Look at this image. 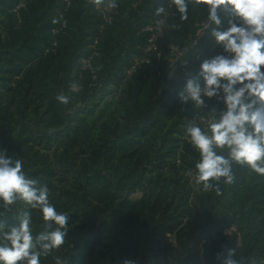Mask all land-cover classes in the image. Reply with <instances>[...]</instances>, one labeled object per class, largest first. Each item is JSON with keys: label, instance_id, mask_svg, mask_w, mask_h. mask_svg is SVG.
Instances as JSON below:
<instances>
[{"label": "trees", "instance_id": "trees-1", "mask_svg": "<svg viewBox=\"0 0 264 264\" xmlns=\"http://www.w3.org/2000/svg\"><path fill=\"white\" fill-rule=\"evenodd\" d=\"M167 1L115 0L107 24L110 0H71L67 27L54 37L63 0H27L19 12V0H0V149L21 159L26 177L47 185L49 202L70 217L65 242L41 253L40 264H222L228 248L240 264H264V175L232 162L231 184L221 178L205 190L196 182L201 157L186 126L198 115L219 120L223 90L201 106L179 96L203 60L224 54L211 32L226 30L230 13L218 10L221 25L184 52L185 74L169 68L168 47H187L208 9L189 3L182 21L174 6L162 58L129 74L147 45L143 28ZM90 58L92 70L84 69ZM59 94L70 102L61 104ZM254 99L245 94L246 103ZM213 150L229 158L227 146ZM25 213L34 239L59 227L19 198L0 202V245Z\"/></svg>", "mask_w": 264, "mask_h": 264}, {"label": "clouds", "instance_id": "clouds-1", "mask_svg": "<svg viewBox=\"0 0 264 264\" xmlns=\"http://www.w3.org/2000/svg\"><path fill=\"white\" fill-rule=\"evenodd\" d=\"M101 5L103 0H91ZM180 13V19L187 20L189 3L207 6V20L216 26L222 21L218 10L230 13L229 27L220 31L212 29V36L221 45L224 54L205 59L200 64L197 77L202 78L201 87L197 77L187 79L184 90L179 93L182 101L191 99L197 106L204 104L201 93L207 97L224 92L226 110L219 120L209 125L210 135L202 131L195 123L186 126V136L199 150L200 161L196 163V182L205 190L212 187L210 181L231 184L234 180L232 162L247 165L253 172L264 175V0H171ZM115 0H110L109 7L116 8ZM165 11L163 6L156 9V15ZM178 27V25H173ZM240 85L239 87H236ZM73 82L72 90H78ZM187 93V95H185ZM256 99L245 102V94ZM56 99L64 105L70 97L57 95ZM259 103V106H257ZM213 146L229 149V158L218 155ZM22 160L9 156L0 149V202L6 206L13 205L17 198L25 201L32 209H39L46 226L47 222L58 225L54 231L41 232L35 239L30 230V214L25 213L18 226H10L4 233L7 244L0 245V264H40L41 253L49 254L64 242L66 226L70 217L57 212L49 202L47 185L29 179L22 171ZM0 221V228H3ZM64 229V230H62ZM41 251H36L37 246ZM222 264H240L235 256V249H226ZM219 259V254L218 257ZM121 264H135L124 258Z\"/></svg>", "mask_w": 264, "mask_h": 264}, {"label": "built area", "instance_id": "built-area-1", "mask_svg": "<svg viewBox=\"0 0 264 264\" xmlns=\"http://www.w3.org/2000/svg\"><path fill=\"white\" fill-rule=\"evenodd\" d=\"M27 3V0H19V4L16 7V12H19L21 9L25 8ZM108 2L106 4L105 8V14L104 18L107 22V24L112 23V13L113 8L109 7ZM64 4V11L60 12L58 15V19L60 20V25L58 28L54 29L52 31V35L54 37L58 36L61 32H63L67 27V22L65 20V13L68 11V9L71 6V0H63ZM174 4L171 2V0H168L166 3V6L164 7L165 11L160 14L159 18L154 20L151 24H148L145 26L142 30L143 33L147 34L149 36L147 45L144 49L143 57L140 61H138L135 66L129 71V74L131 75L134 71L137 70V68L141 67V65L150 64L152 57H156L158 59L162 58V52L159 47V43L161 40L165 38V32H166V26L168 24V20L170 18L171 12L174 9ZM229 12H227V15ZM229 18H232L231 16ZM213 24L209 21H201L197 22L195 25V33L190 36V44L187 47H182L180 45L172 44L168 47L170 61H169V68L171 69H177L178 67L183 73L190 72V64L188 61L184 60L183 55L184 52L189 50L190 48H198L200 44L202 43L204 37L208 34ZM98 44V41H95L94 49L96 45ZM57 47V42L54 41L52 44V47L47 52H54L55 48ZM92 58L85 59L82 64L84 69H91ZM178 68V69H179ZM204 87V86H203ZM202 87V88H203ZM208 97L201 93V99L204 101ZM219 98L221 100V103L224 104V96L219 95ZM257 106H259V103H257ZM195 124H200L202 126V131L209 132V125L214 122L213 116H204V115H198L193 119ZM233 233V229L230 228L225 231L226 236H230Z\"/></svg>", "mask_w": 264, "mask_h": 264}]
</instances>
